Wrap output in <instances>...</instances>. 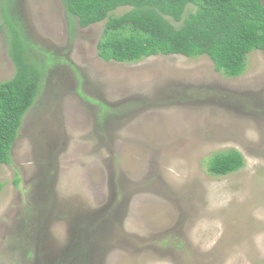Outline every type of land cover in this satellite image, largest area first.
<instances>
[{
    "label": "rangeland",
    "instance_id": "1",
    "mask_svg": "<svg viewBox=\"0 0 264 264\" xmlns=\"http://www.w3.org/2000/svg\"><path fill=\"white\" fill-rule=\"evenodd\" d=\"M10 2L0 81L16 71L5 16L53 62L0 165V264H264V51L237 77L207 55L106 61L105 21ZM232 148L245 164L210 174Z\"/></svg>",
    "mask_w": 264,
    "mask_h": 264
},
{
    "label": "trees",
    "instance_id": "2",
    "mask_svg": "<svg viewBox=\"0 0 264 264\" xmlns=\"http://www.w3.org/2000/svg\"><path fill=\"white\" fill-rule=\"evenodd\" d=\"M74 26L88 27L105 21L98 42L99 56L106 61L138 62L154 55H207L215 69L237 77L247 67L248 54L264 51L263 0H62ZM120 7H128L115 14ZM6 17L9 51L16 66L14 75L0 81V165L12 162V148L23 119L38 96L46 67L25 29ZM208 171L222 176L245 164L235 149L215 152ZM19 178L16 179L18 181ZM3 183H0V191ZM82 264V262H78Z\"/></svg>",
    "mask_w": 264,
    "mask_h": 264
},
{
    "label": "flooded vegetation",
    "instance_id": "3",
    "mask_svg": "<svg viewBox=\"0 0 264 264\" xmlns=\"http://www.w3.org/2000/svg\"><path fill=\"white\" fill-rule=\"evenodd\" d=\"M10 1H11V2H10L11 5L9 6L8 4H10V3H7V4H6V7H7V6H8V7H11V6L13 5V1H14V0H10ZM4 7H5V6H4Z\"/></svg>",
    "mask_w": 264,
    "mask_h": 264
}]
</instances>
